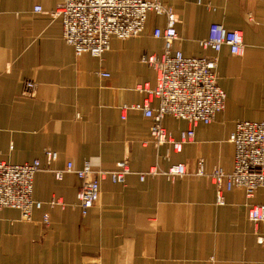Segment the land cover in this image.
I'll return each mask as SVG.
<instances>
[{"label": "crops", "instance_id": "0c3cea01", "mask_svg": "<svg viewBox=\"0 0 264 264\" xmlns=\"http://www.w3.org/2000/svg\"><path fill=\"white\" fill-rule=\"evenodd\" d=\"M163 1L176 16L172 48L183 55L214 54L197 44L213 23L239 30L243 43L238 55L227 46L217 53L224 108L211 123L198 124L178 152L154 143L152 121L141 111L121 118L123 105L146 101L136 86L155 85L156 73L141 57L162 53L163 41L152 30L164 27V16L149 14L139 36L112 38L99 58L76 56L51 14L58 0H0V162L46 166L48 149L57 153L52 169L66 162L80 168L84 161L112 169L125 159L131 171L124 184L103 179L85 215L77 207L81 181L74 173L61 180L48 170L34 174L32 199L41 206L31 221L15 209L0 210V264H264L257 242L264 223L247 219L248 207L264 203V188L250 198L241 188L224 190L218 204L216 186L196 174L199 160L206 170L230 172L235 123L264 120V0ZM29 80L35 87L26 94ZM149 104L155 108L157 101ZM161 125L174 140L188 126L169 115ZM176 163L185 164L187 175L139 179ZM52 199L63 205H50Z\"/></svg>", "mask_w": 264, "mask_h": 264}, {"label": "built area", "instance_id": "2783aa9c", "mask_svg": "<svg viewBox=\"0 0 264 264\" xmlns=\"http://www.w3.org/2000/svg\"><path fill=\"white\" fill-rule=\"evenodd\" d=\"M40 11V6L34 7V12ZM51 14L59 18L62 38L73 48L76 56L88 54L97 58L109 49L112 38L126 40L139 36L149 14L164 16V27L152 30V36L163 41L162 53L141 57V62L155 71V85L136 86V90L146 93V101L121 107L122 119L127 110L141 111L144 117L151 119L149 134L155 144H170L178 152L183 143L193 140L198 124L211 123L223 110L226 95L218 85L217 53L222 46H227L233 55L241 53L243 43L239 30L213 23L208 36L198 40L197 44L202 49L213 50L214 54L185 56L172 48L177 38L176 16L163 0H58ZM100 76L108 77L109 74L101 72ZM34 87V82L27 81L24 92L30 94ZM152 99L157 101L155 108L149 104ZM165 115L187 123L178 140H174L161 125ZM228 141L234 147L230 172L218 167L206 170L202 160L198 161L196 170L197 175L209 178L216 186L218 204H223L224 190L241 188L250 198L258 188H264V120L237 121ZM44 155L46 166H42L39 160L23 164L0 162V210L15 209L22 221H31L32 211L41 206L40 202L32 199L33 177L39 171L48 170L56 180H61L66 172H72L80 179L76 200L81 215H85L98 201L103 179L124 184L126 176L131 173L125 159L116 162L112 169L94 167L89 161H84L80 168L66 162L63 169L57 170L49 168V164L57 159V153L47 149ZM187 173L185 164L176 163L165 171L154 168L139 173V179L143 180L146 174H160L172 179ZM49 204L63 205L58 199H52ZM43 219L46 222L47 217L44 215ZM247 219L254 225L264 223V203L248 207ZM257 242L264 248V235L258 234Z\"/></svg>", "mask_w": 264, "mask_h": 264}]
</instances>
